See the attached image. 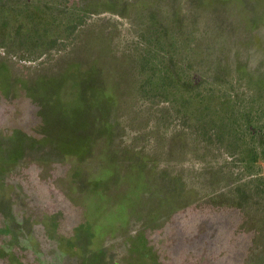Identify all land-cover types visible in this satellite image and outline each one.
Listing matches in <instances>:
<instances>
[{"label":"rangeland","instance_id":"rangeland-1","mask_svg":"<svg viewBox=\"0 0 264 264\" xmlns=\"http://www.w3.org/2000/svg\"><path fill=\"white\" fill-rule=\"evenodd\" d=\"M176 69L219 86L204 103L252 110L255 127L232 122L239 150L143 91ZM98 113L108 133L86 137ZM164 169L186 184L167 198ZM213 171L224 192L264 180V0H0V264H264V231L228 233L238 213L196 207Z\"/></svg>","mask_w":264,"mask_h":264},{"label":"trees","instance_id":"trees-1","mask_svg":"<svg viewBox=\"0 0 264 264\" xmlns=\"http://www.w3.org/2000/svg\"><path fill=\"white\" fill-rule=\"evenodd\" d=\"M170 70H165V72L161 75L158 73V71H153L149 74L148 80L146 82H143L141 85L143 86V91L148 94L149 97L157 96L158 93L165 94L169 96H174V100L169 104L168 107L164 106L161 108V111L164 110V112L169 113L171 111H175L179 116H182L183 118H188L190 120V123L193 124V128L200 133V137L206 139L208 136L216 138L224 147H226L230 153L235 152L239 150V146L235 144L237 140H239L238 135H240V131L237 132V128L233 126L235 123L239 122H245V126L250 128V126L253 128L255 127V121L251 119L250 112L248 111L247 114L244 115V111L241 109V101L239 98L232 97L228 100V102H225V104H217V101H224L222 97H219L215 102L211 101L212 103H204V100L208 97H216V94H220L219 86L211 85L208 86L204 84L199 80H196L194 77V71H187L183 69H176L173 72H169ZM168 79L174 80V91L173 95H170L168 92L169 86H168ZM83 86H92L96 89H99L101 91L104 90V84L103 87L101 86L99 88V85L97 83H93L91 79L88 78H82L80 79ZM85 80V81H84ZM220 84V82H219ZM82 86V87H83ZM142 87H140L141 89ZM151 106L156 104L155 99H149ZM112 101L104 100L101 103L102 111L100 113V117L102 118L103 112H107L106 108L111 110L110 107ZM149 110H151V107H148ZM104 110V111H103ZM98 114H96V122L90 121L88 118L86 119L84 115H82L86 122L83 126V135H86V137H92L94 135L100 136L108 133L107 127L109 123V118L106 117L103 119V124L101 125L100 130H96L99 128L98 122L99 118ZM252 121V123H251ZM235 122V123H232ZM252 124V125H251ZM236 131H230L232 129H235ZM243 130V129H242ZM178 137H180V133H178ZM252 139H256L255 135H252ZM228 142V143H227ZM227 143V144H226ZM50 148H53L55 154H62L66 150V148H62L59 145H52ZM66 149V150H64ZM206 151H208L206 149ZM62 152V153H61ZM243 166V169L245 170V173L251 174L254 172V168H256V164H252L249 162H246ZM208 173V172H204ZM214 178L217 179L216 181H213L214 184L217 187H214L206 198H201L200 202L196 207H208L212 208V211H216L214 213L219 214L221 211L231 212V213H238L239 217L234 221L232 219H221L222 222L226 221V224H224L228 229V233L230 231L234 230L233 225H238L240 223V226L243 225L248 231L254 232V237L256 238V241L260 242L263 240V238L260 237V234L264 231V216H261V210L257 209L255 207L252 210V207L254 206L256 202V197H258V191L260 190V194L264 198V180L251 178L250 180L244 181L243 183H240L238 185H235L230 191L224 192L220 191L222 187V180H220V175L218 172L213 171ZM212 173V174H213ZM162 181L160 183L159 187H162L163 192L168 197L169 194L172 193H178L180 190L184 188L185 181H183V174H172L168 169L163 170L162 174ZM211 183V182H210ZM232 183V182H231ZM235 182H233L234 184ZM151 182H148L146 185L147 187H150ZM183 192V191H181ZM236 195L231 196V195ZM175 195V194H173ZM182 197V195L177 194ZM196 195H194L193 201ZM190 200V199H189ZM188 200V201H189ZM199 200V199H197ZM190 203V202H189ZM178 207V206H177ZM175 206V208H177ZM250 208V210H249ZM180 208L176 209L179 210ZM175 210V209H174ZM175 211H166L165 213H155L160 214V220H164ZM210 216V215H208ZM212 219V217L208 218ZM210 221V220H209ZM235 222V223H234ZM220 223V222H219ZM201 229H204L205 227H198ZM260 233V234H259ZM258 238V241H257ZM255 243V244H257ZM86 248V245L83 246V248Z\"/></svg>","mask_w":264,"mask_h":264}]
</instances>
